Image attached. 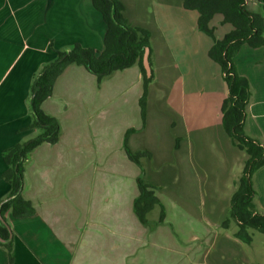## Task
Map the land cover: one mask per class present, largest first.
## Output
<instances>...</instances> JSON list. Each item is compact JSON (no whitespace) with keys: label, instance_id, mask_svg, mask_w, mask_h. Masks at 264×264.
Here are the masks:
<instances>
[{"label":"crops","instance_id":"0c3cea01","mask_svg":"<svg viewBox=\"0 0 264 264\" xmlns=\"http://www.w3.org/2000/svg\"><path fill=\"white\" fill-rule=\"evenodd\" d=\"M247 6L264 18V0H248ZM106 32L92 0H0V205L11 192L3 178V153L38 134L30 130L35 77L58 52L75 45L103 51ZM209 49L198 50L197 65L208 62L211 71L213 66L219 70ZM234 61L252 92L246 132L264 146V47L244 45ZM143 93L137 66L98 82L84 66L73 64L57 78L41 108L58 121L59 140L40 145L24 162L20 193L33 214L5 215L15 264H259L247 244L234 238L236 229H225L216 220L229 207L220 180L208 202L196 200L197 185L193 197L191 189L177 183V133L159 135V115L153 113H159L160 104L150 99L143 121ZM168 126L177 129L176 123ZM127 145L133 153L142 152L140 162L130 159ZM187 154L191 159L192 152ZM169 160L172 165L165 164ZM140 178L159 201L145 222L135 211ZM253 185L255 204L264 214V166L254 174ZM7 258L0 247V264H7Z\"/></svg>","mask_w":264,"mask_h":264},{"label":"trees","instance_id":"16d2710c","mask_svg":"<svg viewBox=\"0 0 264 264\" xmlns=\"http://www.w3.org/2000/svg\"><path fill=\"white\" fill-rule=\"evenodd\" d=\"M248 0H183V9L197 15L196 27L200 33L212 41L208 57L219 67L227 95L222 100L221 126L232 145L247 155L238 187L231 197L228 212L220 223L225 229H236L234 238L244 244H251L253 232L264 234V214L255 204L256 191L254 174L264 166V146L251 138L245 129L248 105L252 98L247 78L237 71L235 57L244 45L251 48L264 47V18L249 10ZM107 24L104 50L75 45L68 52H58L57 58L43 66L31 87V111L33 122L30 130H37V136L22 144L13 146L3 153L7 171L3 178L11 185L9 197L1 207V214L11 212L15 218H25L33 214L31 204L24 200L20 191L23 186L24 162L28 156L44 143L55 144L60 137L58 121L45 112L41 106L51 97L57 78L70 65L84 66L102 82L112 74L137 66L143 76L144 93L140 100L142 119L146 120V99L151 79L146 77L143 67L145 49H151V32L142 26H130L124 16L121 0H92ZM131 160L139 162L135 153L126 146ZM140 196L135 202V211L142 222L146 214L159 201L154 196L151 185L144 178L139 181ZM6 220V219H5ZM0 236L9 238L8 229L0 222ZM8 252L9 264H14V240L0 243Z\"/></svg>","mask_w":264,"mask_h":264},{"label":"rangeland","instance_id":"374dc122","mask_svg":"<svg viewBox=\"0 0 264 264\" xmlns=\"http://www.w3.org/2000/svg\"><path fill=\"white\" fill-rule=\"evenodd\" d=\"M121 1L127 23L133 27L149 28L151 32L153 80L146 106L150 107L149 99L152 105L160 104L159 113H153L159 115V135L173 136L177 133V161H174L177 163V183L186 185L187 190L191 189L193 197V187L197 185L199 191L196 200L203 198L208 202L214 183L220 180L218 187L222 190L221 194L228 196L224 204H229L238 187L247 155L232 145L221 126L220 106L227 95L221 72L214 66L211 71L208 62L197 65L195 59L198 50L211 47L212 41L198 29L193 31L196 17L192 12H184L183 0ZM219 83L223 89L215 92ZM219 96L223 98L218 100ZM182 120L186 121L188 128H185ZM168 123H176L177 129H172ZM189 152H192L191 159L187 156ZM134 153L140 162L142 152ZM142 162L147 166L149 160L144 157ZM172 163L173 160L165 161L166 165ZM193 170L198 173L196 181ZM221 218L217 216L216 220L220 223ZM252 239V245L245 247L251 249L259 264H264V234L253 232ZM16 264H21V260Z\"/></svg>","mask_w":264,"mask_h":264},{"label":"water","instance_id":"95a60500","mask_svg":"<svg viewBox=\"0 0 264 264\" xmlns=\"http://www.w3.org/2000/svg\"><path fill=\"white\" fill-rule=\"evenodd\" d=\"M150 53H151V49L150 47H147L145 49V52H144V56H143V67H144V70H145V73H146V77L148 79H151L152 76H153V71H152V67H151V63H150ZM21 192V191H20ZM14 197H10L6 200L3 201V203H1L0 205V222L8 229L9 231V238L8 239H4L0 236V243L2 244H6L8 242H10L13 238V233L11 231V228L9 226V224L7 223V221L3 218L2 214H1V207L2 205L5 203V202H8L10 200H12Z\"/></svg>","mask_w":264,"mask_h":264}]
</instances>
